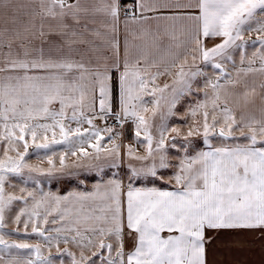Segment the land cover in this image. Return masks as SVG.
Wrapping results in <instances>:
<instances>
[{
  "label": "snow or ice",
  "instance_id": "6c2138e0",
  "mask_svg": "<svg viewBox=\"0 0 264 264\" xmlns=\"http://www.w3.org/2000/svg\"><path fill=\"white\" fill-rule=\"evenodd\" d=\"M221 247L264 264V0H0V264Z\"/></svg>",
  "mask_w": 264,
  "mask_h": 264
},
{
  "label": "crops",
  "instance_id": "0c3cea01",
  "mask_svg": "<svg viewBox=\"0 0 264 264\" xmlns=\"http://www.w3.org/2000/svg\"><path fill=\"white\" fill-rule=\"evenodd\" d=\"M249 35H251L252 39H255V34H247L245 38L248 39ZM255 50V47L251 44H249L248 48H247V54L249 56H251L252 52ZM235 59L237 60V63L239 62V57L236 56ZM203 67V65H202ZM229 69H231V65H228ZM208 69H211L210 67L206 68L205 71H208ZM209 72V71H208ZM257 82H259V78H257ZM116 94V85L114 84V95ZM259 105V101H257V106ZM184 110V105L183 103L181 105L177 106V111L179 113H183ZM170 124H177L181 127H183V124L181 121H179L176 118H173L172 120L169 121ZM75 126V125H73ZM125 137H126V142L131 143L132 142V132H131V128L129 127L126 132H125ZM213 143H217V141H213ZM193 146L196 147L197 149L199 148H203L204 145L202 143V140L200 138H194L193 139ZM57 150H60V146H56ZM191 151V150H190ZM28 159L30 160V162L32 163H38L39 161L37 160L36 155L34 154L32 149H29V157ZM44 167H47V164H43ZM113 170L111 169H105V172H111ZM173 169H168L165 170L164 174L165 176H170L172 174ZM11 183L15 184L19 189V187L23 186L22 182L20 180V178H12ZM41 184L44 188L45 191H52V192H56L59 193L61 195L65 194L66 191L72 190V189H76L77 188V182L76 181H67L64 179H56L53 178L51 180L47 179V178H42L41 180ZM29 188L32 187L31 183H29L27 185ZM89 187H91V182H89L88 184ZM159 187H166V185H164L163 183H159L158 185ZM11 188V187H9ZM220 235H224L223 233H221ZM18 237L13 236V239H16ZM32 242H36V240L38 239L37 237H32ZM130 246V245H129ZM55 251V250H53ZM216 259L220 262V264H237V262H240V264H260L261 261V255L259 253V251H232V252H228L225 251L222 247L220 248V251L218 252ZM64 264H69V261L67 259H65Z\"/></svg>",
  "mask_w": 264,
  "mask_h": 264
},
{
  "label": "rangeland",
  "instance_id": "374dc122",
  "mask_svg": "<svg viewBox=\"0 0 264 264\" xmlns=\"http://www.w3.org/2000/svg\"><path fill=\"white\" fill-rule=\"evenodd\" d=\"M208 71L209 72H212L213 70L212 69H208ZM8 191H17V193H18V188H15V189H13V188H8ZM23 206V204L22 203H20V204H17V205H15V207H22Z\"/></svg>",
  "mask_w": 264,
  "mask_h": 264
}]
</instances>
